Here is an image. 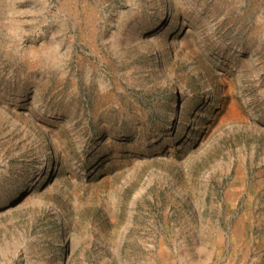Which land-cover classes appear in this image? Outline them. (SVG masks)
Segmentation results:
<instances>
[{"label":"rangeland","instance_id":"374dc122","mask_svg":"<svg viewBox=\"0 0 264 264\" xmlns=\"http://www.w3.org/2000/svg\"><path fill=\"white\" fill-rule=\"evenodd\" d=\"M0 264H264V0H0Z\"/></svg>","mask_w":264,"mask_h":264},{"label":"bare ground","instance_id":"6f19581e","mask_svg":"<svg viewBox=\"0 0 264 264\" xmlns=\"http://www.w3.org/2000/svg\"><path fill=\"white\" fill-rule=\"evenodd\" d=\"M54 217H55V216H54ZM54 217H53V218H54ZM53 218H52V219H53Z\"/></svg>","mask_w":264,"mask_h":264}]
</instances>
